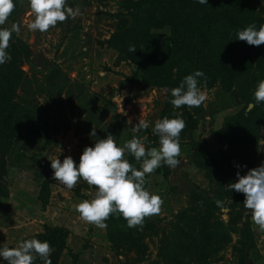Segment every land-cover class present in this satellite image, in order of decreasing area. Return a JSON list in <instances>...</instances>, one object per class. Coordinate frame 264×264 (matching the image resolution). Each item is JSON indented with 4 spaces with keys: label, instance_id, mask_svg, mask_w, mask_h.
Wrapping results in <instances>:
<instances>
[{
    "label": "rangeland",
    "instance_id": "rangeland-1",
    "mask_svg": "<svg viewBox=\"0 0 264 264\" xmlns=\"http://www.w3.org/2000/svg\"><path fill=\"white\" fill-rule=\"evenodd\" d=\"M239 1L247 11L242 18H252L247 24H264V0ZM14 3L2 26L19 23L21 31L9 42L12 59L0 65V106L7 102V128L16 130L9 140L14 151L0 154V244L47 240L52 264H264V231L244 207V194L226 190L237 171L244 175L264 162V103L249 110L264 79V44L239 40L243 50L236 47L231 57H242L241 64L213 78V61L201 65L204 43L225 56L228 42L220 33L191 31L182 18L184 27L167 42L171 31L148 0H67L80 15L44 33L27 27L35 18L28 0ZM131 14L138 23L129 22ZM164 49L179 62L167 79ZM195 70L206 76L199 78L205 101L174 109L170 89ZM175 114L186 122L180 163L146 177V188L163 199L159 214L135 228L119 214L110 215L106 229L84 222L75 205L94 198L95 189L82 179L71 190L62 187L48 158L71 156L78 164L96 139L111 134L123 145L141 119L149 128L137 135L147 136L146 147H158L155 122Z\"/></svg>",
    "mask_w": 264,
    "mask_h": 264
},
{
    "label": "clouds",
    "instance_id": "clouds-1",
    "mask_svg": "<svg viewBox=\"0 0 264 264\" xmlns=\"http://www.w3.org/2000/svg\"><path fill=\"white\" fill-rule=\"evenodd\" d=\"M196 2L207 4L208 0ZM28 3L35 18L27 27L33 32H47L58 22L75 18L81 13L79 7L68 6L67 0H28ZM15 6L14 0H0V65L12 59L7 51L9 42L13 33L19 34L21 31L19 23L12 24L11 28L2 27ZM235 40L246 41L253 46L264 44V24L259 27L255 23L247 25L236 32ZM129 51L134 53L136 48L130 46ZM202 77L206 80L202 70H195L186 75L179 86L170 89V103L174 109L199 107L205 101L206 93L199 86V78ZM253 96L255 103L249 105V110L264 103V79L257 83ZM185 127L186 122L180 114L157 120L152 133L159 138V145L146 147L144 141L148 139L147 136L140 137L137 133L147 130L149 123L141 119L131 127L133 135L130 140L118 145L111 134L104 139H96L94 146L84 148L78 164L71 156H66L62 162L59 157H47L53 179L69 190L81 179L95 189L94 198L75 205V211L84 222L106 229L110 215L119 214L127 221V227L142 226L145 217L159 214L163 204L161 195L146 188V177L162 166L175 168L180 163V134ZM90 135L95 137V129ZM126 153L134 157L139 168L129 162ZM236 177V182L229 183L226 190L244 194V207L250 210L253 223L264 231V162L244 175L237 171ZM216 204L220 206L222 201L217 200ZM52 251L47 240L41 241L35 237L22 238L15 247L5 242L0 244V264H34L37 258L43 264H52Z\"/></svg>",
    "mask_w": 264,
    "mask_h": 264
},
{
    "label": "trees",
    "instance_id": "trees-1",
    "mask_svg": "<svg viewBox=\"0 0 264 264\" xmlns=\"http://www.w3.org/2000/svg\"><path fill=\"white\" fill-rule=\"evenodd\" d=\"M148 3L149 8L153 11V13L157 10H161V14L164 17L161 20L167 23V27H169L171 31V38L167 40V42L171 41L173 43L174 40H172V37L177 36L178 29H182L184 27V25H181V18L183 22L188 24L185 25V27L188 26L191 31L197 32L202 30L206 33H209L210 37L220 33V37H223L224 40L228 42V44H226L228 53L225 56H223L217 48L211 49L210 46L204 43V61L201 65L206 63V58H209L210 61H213L212 63L214 67L210 68L213 78L222 77L229 73L227 70H229L232 63L235 64V61H238L239 64H241L240 61L242 60V57H231L232 53L236 51V47H238L241 51L243 50V42L235 40L236 32L249 25L247 23L250 21V19L252 20V18H248L246 21L242 18L243 14L247 11H244L245 8H243L239 0H208L207 4H199L196 2V0H180V2L179 0H148ZM178 5H180V11L184 16L181 15V12H179V8L177 7ZM130 17L132 22L138 23L137 17H135L133 14H131ZM211 25H215V30L210 27ZM128 32L132 33L133 29H130ZM199 40H201L200 44L196 46L195 49H198L200 53V51H202V48L200 47L203 37H200ZM156 46L159 45H154L152 48ZM164 51L165 52L163 53V56H166L167 61L170 63L164 68L161 67V72L164 78L167 79L169 73H171L170 70L173 67L178 68L179 62L173 57L168 56L170 49H164ZM4 105L5 108H3L2 105L0 106V149L2 148L1 151H3L0 154L6 153L8 158V156L11 155V151H14V149H12L14 142L11 146L9 140L10 138L13 139L16 136V130L11 131L7 128L6 118L9 117V111H6L7 102H5ZM248 118H250V115L246 117V119ZM223 132H225V128L223 129ZM224 137L225 136L219 140V143H224ZM0 158L3 159L4 157L1 156Z\"/></svg>",
    "mask_w": 264,
    "mask_h": 264
},
{
    "label": "water",
    "instance_id": "water-1",
    "mask_svg": "<svg viewBox=\"0 0 264 264\" xmlns=\"http://www.w3.org/2000/svg\"><path fill=\"white\" fill-rule=\"evenodd\" d=\"M128 20H129L130 23L132 22L131 18H129ZM213 189H214V194H217V191L215 190V186L214 185H213Z\"/></svg>",
    "mask_w": 264,
    "mask_h": 264
}]
</instances>
